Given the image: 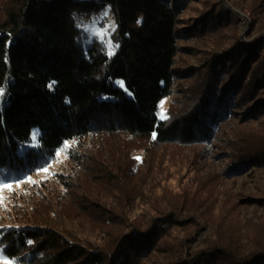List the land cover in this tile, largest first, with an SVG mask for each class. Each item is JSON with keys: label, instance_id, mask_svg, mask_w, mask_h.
I'll return each instance as SVG.
<instances>
[{"label": "trees", "instance_id": "1", "mask_svg": "<svg viewBox=\"0 0 264 264\" xmlns=\"http://www.w3.org/2000/svg\"><path fill=\"white\" fill-rule=\"evenodd\" d=\"M5 1L12 6L0 20V185L27 182L58 152L70 156L89 136L121 132L190 144L207 140L233 104L242 106L254 97L244 115L264 110L258 93L264 86V53L254 59L256 44L240 50L239 34L219 71L213 62L205 77L199 73L194 105L170 122L159 117L160 101L184 74L174 72L173 64L177 36L185 33L178 26L185 0ZM99 12L114 21L108 41L86 27L88 20L101 17ZM193 19L202 26L207 17ZM263 150L240 163L263 162ZM105 171L113 176L105 167L99 174ZM95 206L80 208L93 214ZM98 214L120 224L117 215ZM167 219L122 223L124 230L107 232L99 245L61 222L4 224L0 254L11 264H140L165 233ZM253 225L247 227L254 229L252 235L238 228L198 246L186 241L164 264H264V230Z\"/></svg>", "mask_w": 264, "mask_h": 264}, {"label": "rangeland", "instance_id": "2", "mask_svg": "<svg viewBox=\"0 0 264 264\" xmlns=\"http://www.w3.org/2000/svg\"><path fill=\"white\" fill-rule=\"evenodd\" d=\"M11 6L0 0V20ZM178 11V26L185 33L176 39L173 70L184 74L177 76L159 103L158 115L166 122L194 105L200 95L199 73L205 77L213 62L219 71L221 58L236 48V36L240 34L243 41L240 50L257 45L254 59L264 53V0H185ZM105 13L99 12L96 21L88 20L86 27L90 34L105 31L99 37L108 41L114 21ZM199 15L207 17L202 26L193 22ZM258 93L264 96V86ZM253 100L230 106L227 117L205 141L158 143L153 136L121 132L83 138L76 150L68 152L70 156L59 152L44 167L49 169L46 173L41 168L27 182L0 190V225L61 222L99 245L107 232L120 230L123 224L147 225L153 218L167 217L168 223L160 221L165 233L140 264L172 261L186 241L198 246L230 229L252 235L254 229L247 228L252 222L264 230V161L240 163L264 149V110L244 115ZM104 167L113 176L106 171L99 174ZM93 203V214L80 208ZM107 212L117 215L120 224L98 216ZM0 264L11 262L0 254Z\"/></svg>", "mask_w": 264, "mask_h": 264}, {"label": "snow or ice", "instance_id": "3", "mask_svg": "<svg viewBox=\"0 0 264 264\" xmlns=\"http://www.w3.org/2000/svg\"><path fill=\"white\" fill-rule=\"evenodd\" d=\"M105 16L107 15V13H105L104 14ZM106 33H105V31H101V32H98L97 33V35L98 36H101V37H103L104 35H105ZM109 44L111 43V41H109L108 42ZM109 54H111V53H109ZM120 85L121 86H123V82H120ZM0 94H2V89H0ZM37 133H33V136H32V139H33V141H35L36 140V138H37ZM69 145H70V142H68V141H65L64 142V147L65 148H67V147H69ZM33 146L35 147L36 145L35 144H33ZM60 153L58 152L56 155H59ZM49 169L46 167V168H44V169H42V171H44L45 173L48 171ZM29 182H31V181H29ZM4 187H11L10 185H0V190H2Z\"/></svg>", "mask_w": 264, "mask_h": 264}, {"label": "bare ground", "instance_id": "4", "mask_svg": "<svg viewBox=\"0 0 264 264\" xmlns=\"http://www.w3.org/2000/svg\"><path fill=\"white\" fill-rule=\"evenodd\" d=\"M103 22V21H102ZM103 24H104V22H103Z\"/></svg>", "mask_w": 264, "mask_h": 264}]
</instances>
